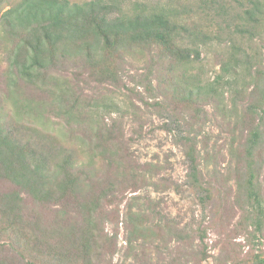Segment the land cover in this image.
<instances>
[{"label": "rangeland", "instance_id": "rangeland-1", "mask_svg": "<svg viewBox=\"0 0 264 264\" xmlns=\"http://www.w3.org/2000/svg\"><path fill=\"white\" fill-rule=\"evenodd\" d=\"M0 1L2 15L9 4ZM116 2L128 13L170 15L180 30L176 43L137 42L119 49L108 56L107 79L86 60L60 62L56 80L23 84V97L36 105L40 118L10 120V108L5 110L11 126L19 120L22 138H39V131L75 157L76 173L101 179L110 168L115 191L100 201L93 232L84 233L80 216L68 214L80 208L82 198H62L55 190L34 195L14 185L20 197L15 218L2 199L14 186L0 180V264L264 259V0L256 20L245 12L251 0ZM2 38L0 32L1 46ZM6 65L0 48L1 100ZM4 103L8 107L12 100ZM71 107L72 117L65 116ZM105 139L119 149L112 165L94 154L115 148ZM131 206L150 211L145 237L132 233Z\"/></svg>", "mask_w": 264, "mask_h": 264}, {"label": "trees", "instance_id": "trees-1", "mask_svg": "<svg viewBox=\"0 0 264 264\" xmlns=\"http://www.w3.org/2000/svg\"><path fill=\"white\" fill-rule=\"evenodd\" d=\"M5 1L9 8L0 15V32L3 33V47L0 45V48L6 55L4 77L8 86L3 94L6 97L0 99V180L8 181L19 189H28L34 195L38 192L44 194L45 191L53 193L55 190L62 198L71 196L77 201L82 198L78 203L80 208L74 214H68L71 217L80 216L82 222L79 227L84 233L93 232L92 221L100 210V201L115 191L116 184L110 179L111 170L109 168L108 174L101 179L95 173L94 176H82V173H76V158L66 156L60 147L54 146L50 135L37 131L40 134L39 138L36 137L38 139L32 134L26 140L22 138L19 120L15 126L10 125V120L15 119V115L27 118L41 116L30 98L23 97V84L33 86L38 82L44 84L54 80V72L60 62L71 59L93 63L94 67L100 68L98 75L107 79L110 67L106 61L112 53H120L119 49L137 42L176 43L174 35L180 30L165 12L137 10L128 13L118 7L116 0H91L82 4H72L69 0ZM251 2L253 6L246 8L245 12L254 19L260 3L259 0ZM180 27L184 28L183 25ZM9 99L12 105L7 107L4 102ZM7 108L12 114L10 120L5 111ZM73 109H67L65 116L72 117ZM108 141L105 139V142ZM108 143L115 145L113 140ZM118 150L116 145L115 148L107 146L94 154L103 161L108 159V164L112 165ZM91 161L93 166L94 158ZM192 172L194 175L197 173L195 165ZM123 181L125 179L121 183ZM15 186L14 191L4 194L2 199L6 200L9 211L16 213L20 206L15 200L20 197ZM138 208L139 211L132 206L128 209L132 233L145 237L150 231V211ZM18 216L16 213L15 218ZM253 264H264V259Z\"/></svg>", "mask_w": 264, "mask_h": 264}]
</instances>
